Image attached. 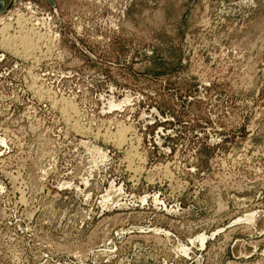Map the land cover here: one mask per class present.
<instances>
[{"label":"rangeland","instance_id":"374dc122","mask_svg":"<svg viewBox=\"0 0 264 264\" xmlns=\"http://www.w3.org/2000/svg\"><path fill=\"white\" fill-rule=\"evenodd\" d=\"M0 264H264V0H0Z\"/></svg>","mask_w":264,"mask_h":264},{"label":"bare ground","instance_id":"6f19581e","mask_svg":"<svg viewBox=\"0 0 264 264\" xmlns=\"http://www.w3.org/2000/svg\"><path fill=\"white\" fill-rule=\"evenodd\" d=\"M22 23V22H21ZM5 41V40H4ZM4 44V43H3ZM20 52V51H19ZM22 53V52H21ZM218 205H219V203H218ZM223 208V207H222Z\"/></svg>","mask_w":264,"mask_h":264}]
</instances>
